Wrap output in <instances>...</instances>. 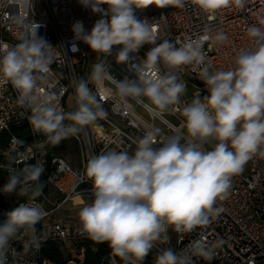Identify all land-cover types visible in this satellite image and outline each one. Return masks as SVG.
I'll return each mask as SVG.
<instances>
[{"label": "clouds", "instance_id": "9594fccd", "mask_svg": "<svg viewBox=\"0 0 264 264\" xmlns=\"http://www.w3.org/2000/svg\"><path fill=\"white\" fill-rule=\"evenodd\" d=\"M93 13L103 12L91 31L81 21L72 25L73 38L115 62L125 65L130 53H138L144 45H154L135 64L136 79H115L110 65L96 63L87 79L75 86L76 110L63 112L51 95L38 86L43 74L50 72L53 48L37 37L24 24L25 36L15 45L0 43V82H10L19 93L18 103L34 106L30 122L34 130L44 134L53 144L75 135L83 126L104 119L107 112L97 94L88 86L105 78L114 85V97L127 104L129 99L149 104L161 112L180 103L186 85L175 75L161 74L159 65L182 69L186 65L204 64L203 36L180 46L163 39L157 43L156 27L147 19H139L137 10L183 8L185 0H79ZM199 10L214 14L231 5L242 6L244 0H191ZM107 5L106 10L101 6ZM106 17V18H105ZM34 23V22H33ZM35 24V23H34ZM248 35L256 39L257 47L242 51L228 70L200 73L207 95L197 96L182 109L183 127L192 142L181 143L183 136L173 135L160 147H154L160 134L152 128L137 141L136 150L115 149L103 152L87 162L84 175L92 182L93 202L79 213L80 231L97 243L106 242L121 258L143 264L155 242L171 228L190 232L203 225L213 214H219L216 201L227 198L233 176L240 174L254 156L264 157V31L249 27ZM224 40L222 34L216 37ZM75 50L76 46L73 45ZM71 121L65 124V121ZM216 143L211 150L203 144ZM40 169L9 172L7 182L0 188L5 195H27L24 187L38 180ZM37 193H33V196ZM31 199V197L29 198ZM0 224V264H7L10 243L21 234L32 233L30 244L39 248L35 225L43 217L41 207L21 203L6 213ZM205 260L213 258L211 249L196 248L177 254L163 249L155 256L154 264H193L192 256Z\"/></svg>", "mask_w": 264, "mask_h": 264}, {"label": "built area", "instance_id": "2783aa9c", "mask_svg": "<svg viewBox=\"0 0 264 264\" xmlns=\"http://www.w3.org/2000/svg\"><path fill=\"white\" fill-rule=\"evenodd\" d=\"M101 9L106 10L107 5H102ZM136 15L155 25L157 43L168 39L180 46L189 40L208 37L202 45L204 64L186 65L182 69L159 65L161 74L175 75L186 87L192 83L199 85L194 97L207 92L200 76L205 66L213 72L234 67L238 54L258 46L256 39L248 35L249 27L264 31V0H244L242 6L231 5L211 15L199 10L191 0H185L183 8L149 6L137 10ZM102 16L103 12L93 13L79 0H0V43H19L26 34L24 24L33 30L37 28V37L53 47L50 72L43 74L38 86L44 94L53 97V102L63 112H72L76 110L75 86L88 78L94 64L110 65L108 72L117 80L125 77L134 80L137 78L135 64L154 46L146 44L138 53H130L129 62L121 65L115 62L119 46H114L113 55L106 57L93 52L83 41L74 40L72 25L76 21H81L84 29L91 31ZM221 34L226 39L217 40ZM88 86L98 99L103 97L106 118L83 126L75 135L53 144L44 134L34 130L30 122L34 106L19 104V93L11 83L0 82V134L7 136L5 147L0 149V188L7 182L9 172L22 170L23 164H28L26 170L33 166L40 169L38 180L24 187L27 195L0 192V196L16 198L15 208L21 203H31L40 206L43 212L42 219L35 225L39 248L30 244L32 233L21 234L10 243L7 264H43L42 245L45 243H54L60 248L70 242L82 253L97 251V243L81 233L79 217L55 218L58 211L69 204L77 207L93 202L92 182L84 175L87 162L93 157L112 149L132 154L137 141L152 128L160 129L154 147H160L173 135L183 136L182 144L192 142L183 127L182 116V109L191 100L181 96L180 103L161 112L152 106L146 108L144 105L149 104L146 98H140V102L129 99L126 105L120 102L119 97H114V85L107 78L98 85L89 83ZM69 95L72 107L64 105ZM69 123L71 121H65ZM215 143L209 140L203 148L211 150ZM55 149L61 155H56ZM247 166V173L243 170L232 177L227 198L216 201L215 207L221 209L218 215H211L207 223L190 232L168 228L143 264H154L158 252L169 248L177 254L196 248L213 251L211 260L193 255V264H264V157L257 154L244 169ZM34 192L37 195L33 196ZM102 244L107 252L99 264H136L134 260L115 255L106 242ZM83 260L77 257L71 264H83Z\"/></svg>", "mask_w": 264, "mask_h": 264}, {"label": "trees", "instance_id": "16d2710c", "mask_svg": "<svg viewBox=\"0 0 264 264\" xmlns=\"http://www.w3.org/2000/svg\"><path fill=\"white\" fill-rule=\"evenodd\" d=\"M7 136L4 133L0 134V149L5 147ZM28 164L21 165L22 170H26ZM43 187L45 184L43 182ZM16 198L0 196V221L4 222L7 217L6 213L15 208ZM97 243V242H96ZM107 248L102 243H97V251H87L83 264H99V260L106 254ZM72 258L64 256L56 244L45 243L42 245V261L43 264H71Z\"/></svg>", "mask_w": 264, "mask_h": 264}, {"label": "rangeland", "instance_id": "374dc122", "mask_svg": "<svg viewBox=\"0 0 264 264\" xmlns=\"http://www.w3.org/2000/svg\"><path fill=\"white\" fill-rule=\"evenodd\" d=\"M199 85H197L196 83H192L187 85L186 87V92L182 95V99H189L192 101L193 98H195L193 96V93L199 90ZM204 95H207V92L204 93L203 95H199V97H203ZM197 97V96H196ZM64 105H66L67 107H72V97L69 95L67 99H65L64 101ZM182 142V140H181ZM55 154L56 155H61V152L57 151L55 149ZM249 167L247 166L246 169H244V172L247 173L248 172ZM46 193L48 194V190H46ZM83 206H77V207H72L71 204L67 205L64 209L58 211V213L55 215V218H63L67 215L70 216H77L78 217V213L80 211V209ZM170 238H172V232L170 230ZM60 251L64 256H72V259H76L77 257L84 259L86 252L84 251L83 253L80 252L78 249L75 248V245H73L70 242H66V244L64 246H60Z\"/></svg>", "mask_w": 264, "mask_h": 264}]
</instances>
